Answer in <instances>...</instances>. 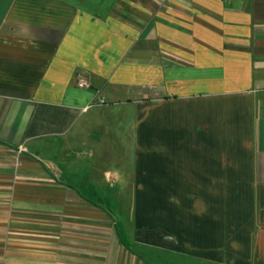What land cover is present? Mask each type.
<instances>
[{"label":"crops","instance_id":"0c3cea01","mask_svg":"<svg viewBox=\"0 0 264 264\" xmlns=\"http://www.w3.org/2000/svg\"><path fill=\"white\" fill-rule=\"evenodd\" d=\"M0 264H264V0H0Z\"/></svg>","mask_w":264,"mask_h":264},{"label":"built area","instance_id":"2783aa9c","mask_svg":"<svg viewBox=\"0 0 264 264\" xmlns=\"http://www.w3.org/2000/svg\"><path fill=\"white\" fill-rule=\"evenodd\" d=\"M77 86L84 88L87 87V83L82 78L77 77ZM100 103H104V102L101 101Z\"/></svg>","mask_w":264,"mask_h":264}]
</instances>
